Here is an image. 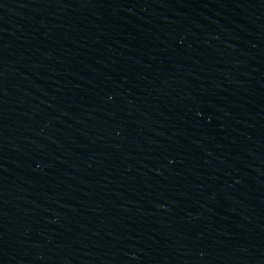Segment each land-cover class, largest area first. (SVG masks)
<instances>
[{
    "label": "water",
    "instance_id": "obj_1",
    "mask_svg": "<svg viewBox=\"0 0 264 264\" xmlns=\"http://www.w3.org/2000/svg\"><path fill=\"white\" fill-rule=\"evenodd\" d=\"M0 264H264V0H0Z\"/></svg>",
    "mask_w": 264,
    "mask_h": 264
}]
</instances>
